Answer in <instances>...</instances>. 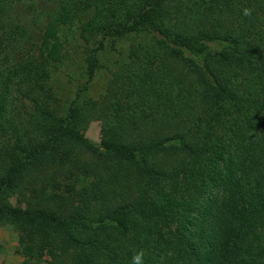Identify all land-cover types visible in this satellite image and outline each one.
<instances>
[{
    "label": "trees",
    "instance_id": "16d2710c",
    "mask_svg": "<svg viewBox=\"0 0 264 264\" xmlns=\"http://www.w3.org/2000/svg\"><path fill=\"white\" fill-rule=\"evenodd\" d=\"M75 21L87 80L105 38L152 43L64 108L49 74ZM0 224L59 264H264V0H0Z\"/></svg>",
    "mask_w": 264,
    "mask_h": 264
},
{
    "label": "rangeland",
    "instance_id": "374dc122",
    "mask_svg": "<svg viewBox=\"0 0 264 264\" xmlns=\"http://www.w3.org/2000/svg\"><path fill=\"white\" fill-rule=\"evenodd\" d=\"M35 1V0H34ZM47 0H39L43 5ZM78 22L61 27L58 32L62 59L56 68L50 70V84L59 103L66 108L74 100L80 104L84 100H97L104 92L110 73L125 60L130 43H152L145 33H128L118 39L105 38L102 48L97 51L98 67L89 80L85 74L84 41L78 35ZM175 55L179 53L174 51ZM187 62V61H185ZM112 114H101L89 119L84 135L94 144L109 134ZM15 205V197L10 196ZM34 206L37 203L33 204ZM21 242L18 230L11 225L0 224V264H59L51 251H42L34 257L24 255L20 250Z\"/></svg>",
    "mask_w": 264,
    "mask_h": 264
},
{
    "label": "clouds",
    "instance_id": "9594fccd",
    "mask_svg": "<svg viewBox=\"0 0 264 264\" xmlns=\"http://www.w3.org/2000/svg\"><path fill=\"white\" fill-rule=\"evenodd\" d=\"M251 14V9H245L244 10V15H250ZM145 256L146 252L144 249H138L133 253L132 256V264H145Z\"/></svg>",
    "mask_w": 264,
    "mask_h": 264
}]
</instances>
